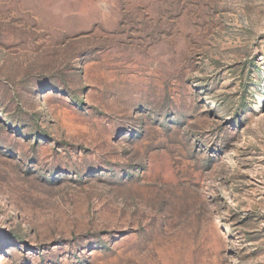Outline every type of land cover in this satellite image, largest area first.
<instances>
[{"label":"rangeland","instance_id":"374dc122","mask_svg":"<svg viewBox=\"0 0 264 264\" xmlns=\"http://www.w3.org/2000/svg\"><path fill=\"white\" fill-rule=\"evenodd\" d=\"M0 264H264V0H0Z\"/></svg>","mask_w":264,"mask_h":264}]
</instances>
